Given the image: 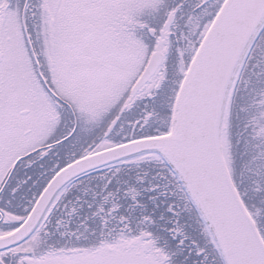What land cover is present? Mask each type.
<instances>
[{"label":"snow or ice","instance_id":"1","mask_svg":"<svg viewBox=\"0 0 264 264\" xmlns=\"http://www.w3.org/2000/svg\"><path fill=\"white\" fill-rule=\"evenodd\" d=\"M0 264H264V0H0Z\"/></svg>","mask_w":264,"mask_h":264}]
</instances>
